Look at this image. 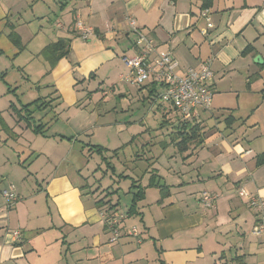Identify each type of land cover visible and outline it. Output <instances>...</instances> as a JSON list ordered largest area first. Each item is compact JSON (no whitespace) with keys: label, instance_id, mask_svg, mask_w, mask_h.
Here are the masks:
<instances>
[{"label":"crops","instance_id":"0c3cea01","mask_svg":"<svg viewBox=\"0 0 264 264\" xmlns=\"http://www.w3.org/2000/svg\"><path fill=\"white\" fill-rule=\"evenodd\" d=\"M205 1L0 0V64L18 75L12 90L2 73L0 98L15 96L19 79L21 85L28 84L20 94L31 97L36 87L29 86L34 73H28L27 67L39 59L47 65L39 75L48 92L37 98L41 109L30 107L36 123L48 121L43 134L26 127L13 111L36 99L19 108L0 100L4 101L0 104V192L12 187L17 195L8 208L0 193V264H264V209L258 214L239 195L244 190L264 201V163L256 161L264 153V0H210L205 8L210 28L200 17ZM127 17L160 50L173 55L177 73L197 69L208 60L213 72L211 107L196 117L202 145L190 146L183 154L168 146L148 160L142 177L111 166L105 156L112 152L114 158L124 152L137 136L148 144L149 128L141 121H107L100 114L106 108L89 107L105 103L104 98L113 102L135 93L120 81L128 73L122 59L135 54ZM45 20L51 25L47 30L51 38L37 51L28 52ZM78 25L93 34L83 40ZM12 31L20 39L21 50L8 38ZM59 39L68 41L69 52L51 67L41 52ZM256 56L261 63L254 62ZM91 82L109 91L89 90ZM136 90L154 103L162 86L149 81ZM161 103L156 102L162 118L159 135L169 142L181 118ZM6 112H12L14 125L7 122ZM229 115L236 121L226 127ZM124 133L131 138L122 143ZM100 134L101 142L97 141ZM91 146L106 152L86 153L85 147ZM20 151L27 153L24 160ZM96 154L109 164L101 177L104 187L96 169L92 183L84 174L91 161L101 170ZM152 170L157 181L169 188L161 203L158 188H146ZM126 180L131 181L127 188L131 198L133 182L146 188L145 197L137 203L135 215H126L131 201L121 213L125 216L122 234L111 244L105 218L112 206L118 211V199L115 204L112 199ZM152 189L156 192L148 199ZM204 191L215 197L210 209L199 201ZM100 200L103 204L97 205ZM258 224L263 232L254 236L251 232ZM132 227L138 238L128 235ZM15 231L19 239L13 236Z\"/></svg>","mask_w":264,"mask_h":264},{"label":"built area","instance_id":"2783aa9c","mask_svg":"<svg viewBox=\"0 0 264 264\" xmlns=\"http://www.w3.org/2000/svg\"><path fill=\"white\" fill-rule=\"evenodd\" d=\"M200 17L205 19L207 27L211 24L208 18V10L203 9ZM126 24L134 36V56L124 57L122 61L128 69V73L120 77L124 84L143 86L146 82L152 81L162 86V91L158 95L159 101L170 105L182 120H192L197 117L199 110L207 111L212 103L211 81L213 72L211 70V60L200 64L197 69H187L182 74L176 72L178 63L169 52L160 50L154 39L138 26L136 21L130 17L126 18ZM81 38L86 40L93 34L92 29L80 27ZM2 198L7 207L11 208L17 201V195L12 187L2 190ZM239 195L245 199L246 204L252 210L261 214L264 209V201L244 190L239 191ZM200 203L205 209L213 207L215 197L209 192H201ZM125 217L118 213H112L105 218L107 230L110 232L111 244L118 241L121 235V225ZM263 232V225L258 224L251 232L254 236H260ZM128 235L134 238L139 237V232L135 227L127 231ZM15 239L20 238L18 231L13 233ZM139 243V241H138Z\"/></svg>","mask_w":264,"mask_h":264},{"label":"rangeland","instance_id":"374dc122","mask_svg":"<svg viewBox=\"0 0 264 264\" xmlns=\"http://www.w3.org/2000/svg\"><path fill=\"white\" fill-rule=\"evenodd\" d=\"M51 17V16H50ZM41 25H44L43 28L40 30V33L38 34L37 38L35 39L34 43H32L30 45V49L28 50V52H33V51H37L39 49V47L41 46V43L47 42L50 38H51V33H47V30L49 31L51 28V25L49 24V22L47 20L45 21H41ZM38 30L40 29L39 26L36 27ZM43 41H42V39ZM47 68V65L45 63H43V61L41 59L39 60H35L33 63H31L27 69H28V73L30 72V74L32 75L34 73V76H32V81L29 82V86L31 87H36L34 89V94L31 97H24L23 95H21L20 93L22 92H26V89H28V84L24 83L23 85H21L20 81L21 79H19V81L17 82L18 85V89L17 91H19L15 96L13 94H9L7 97L3 96L2 99L0 98V100H5L7 101H11L12 104H14L17 108L20 107L21 104H25L28 103L34 99L40 98V97H45L48 92L45 91V85L47 84L46 82L41 81L40 75L42 74L45 69ZM2 73H5L4 77L2 78L3 80L5 79L6 83L10 86V89H14L15 88V83L14 80L16 79L17 72L15 70H13V68H7V66H2L0 64V76L2 75ZM39 75V76H38ZM0 79V81L2 80ZM3 86L5 87L6 83L3 82ZM5 84V85H4ZM39 85V88H37ZM1 86V85H0ZM130 87L129 89L133 90L135 93L127 96L124 100H121V98H117L115 101L112 102V100L108 97V98H104L105 103H100L101 105H94V103L90 104V110L96 108L97 110H101L103 108H106L107 111L106 113H100L102 116L105 117V120L107 121H114L117 120L120 123H134V122H143L145 123V126L147 128H149L148 131V144H144L143 145V141L142 139H140L139 136L136 137V139L132 142V143H128L124 146V152H122V150L120 151L121 153H119L117 156H115L114 158L111 156L113 153L110 152V154H108L107 156H105L106 160L105 162H109L111 166H115L116 168H123V169H127L129 170L134 176L137 175L138 177H142L144 175V172L146 171L148 165L147 162L148 160L153 157L155 154H157L158 152H161V146L160 143H162L165 138L161 135H159L160 132V123H161V112L158 111L159 105H161L162 103L157 100V98H155V102H151L148 99H146V97L143 99L142 95L140 94L139 91H137L136 89L138 88L135 85H129ZM87 87L89 88V90L92 89H97L99 87V85H97L96 83H87ZM100 90H104V91H109V88L107 89L106 86H100L99 87ZM138 93V95H137ZM146 96V94H144ZM95 97L94 100H96ZM42 101H44V99H41ZM46 101L48 100V98L45 99ZM85 97L83 96L81 101H84ZM4 101H0V104H2ZM156 102L159 104H156ZM161 104H160V103ZM87 102H85L86 104ZM2 106H0L1 108ZM8 107V106H7ZM112 109V110H111ZM10 114H12V112H9ZM8 112H6V115L4 116L6 117H10V114ZM50 118H52V116H50ZM10 120H7L8 123H12V119L11 117L9 118ZM48 122V121H43ZM13 124V123H12ZM14 125V124H13ZM24 125V124H23ZM51 128L54 127V125H50ZM138 127H134L131 129V131L134 133H136L135 131H137ZM50 130V129H49ZM20 131V128L17 127V132ZM28 134H31L30 131H28ZM101 135L100 134L97 137V141L101 142ZM124 135V136H123ZM123 135H121V140L122 143L124 142V139H126L125 141H128L130 138L129 136L124 133ZM141 143V144H140ZM81 148V146H79ZM77 148V147H76ZM174 148V147H173ZM83 149V147H82ZM78 150V149H77ZM86 153L87 152V148L85 147ZM176 150V148H175ZM142 152H144L145 154L142 155ZM21 153V151H20ZM124 153V155H123ZM20 158L22 160H24L27 156V153H21L20 154ZM94 160L97 161L99 160L98 165L101 163V170H97V167L95 166V162L91 161L89 163L88 166V170L85 171L84 168V174L87 177H90L89 182L92 183V174L95 173L94 169H96V173L95 176L98 179V181H100V183L102 182L101 177L104 175L105 170H107V165L104 163L103 160L100 159V157L96 154L94 157ZM163 164V163H162ZM109 166V164H108ZM119 171V170H118ZM120 173V172H119ZM111 175L110 171H107V176L109 177ZM108 180V178H106ZM105 179V180H106ZM104 185L105 183L102 182ZM101 183V184H102ZM131 181H121L119 187V191L118 194H114L113 199L114 204L116 203L117 199L119 202V206H118V211L117 213L120 215H124L121 213H124L126 211V207L130 204L131 201V192L130 194L127 193L128 191V187L130 185ZM102 184V186H103ZM117 186V185H115ZM104 187V186H103ZM156 189H152L150 191V193H148V199L151 198V194L152 192H156Z\"/></svg>","mask_w":264,"mask_h":264},{"label":"trees","instance_id":"16d2710c","mask_svg":"<svg viewBox=\"0 0 264 264\" xmlns=\"http://www.w3.org/2000/svg\"><path fill=\"white\" fill-rule=\"evenodd\" d=\"M208 2H210V0L205 1V4H203V9H205L207 7ZM8 38L14 44V46L17 49H19V50L22 49V44L20 42V39L15 32H13V31L10 32ZM68 52H69L68 41L64 40V39H59L58 41L51 43L48 46H46L42 50L41 56H43L45 58V60L50 63L51 67H53L55 65V63L58 60H60L61 58L65 57L68 54ZM32 106L35 107V109H36L35 111L42 108V105H40L39 99H36L30 104L21 106L20 109L14 108L13 111H14L15 115L19 118V121H22L25 123L26 127L30 128L36 134H43L47 130L48 124L42 123L41 120L38 123H36L34 121V119L32 118L33 112L30 111V107H32ZM10 107H12V106H10ZM201 111H203V110H201ZM196 121H197L196 118H194L192 120L180 119L178 121V124L175 126V128H173L174 130H172L171 133L169 134V142L163 141L160 144L161 150L165 151L168 146L172 145L176 148V151L178 154H183V153L188 151L190 146H194V148L201 146L203 143L202 132H201L202 128L200 127V124ZM224 121H225L226 127H231L235 123L236 120L232 116L229 115ZM163 124H162V126H163ZM133 139H132V141H133ZM87 152H88V154L97 153V154L101 155L102 153H105L106 150L101 148V147H98V146H91L88 148ZM115 152L116 151H114V153ZM103 160H105V159H103ZM256 161H257V165L264 163V153L259 155L257 157ZM111 170H113V169L111 168ZM157 180H158V176L156 175L154 170H152L151 175L148 179V184H147L146 188H152V187L158 188L159 194H160V199H159L158 203H161L163 199H165L169 196V188H168V186H166L164 184H160ZM146 188H144L140 185H136V182L132 183V189L135 191L132 192L131 204H130V206L127 210V213H126L127 217L133 216L137 213V203L144 199ZM96 204L97 205L103 204V200L98 201ZM114 207L115 206H112V208H110L111 213L108 214L107 217H109V215H111L112 213L113 214L117 213V211L113 210ZM120 231L122 234V227H121ZM120 237H121V235H120ZM138 241L139 240H137V243H138ZM139 243H140V241H139Z\"/></svg>","mask_w":264,"mask_h":264},{"label":"water","instance_id":"95a60500","mask_svg":"<svg viewBox=\"0 0 264 264\" xmlns=\"http://www.w3.org/2000/svg\"><path fill=\"white\" fill-rule=\"evenodd\" d=\"M254 62H256V63H261V61H260V57H259V56H256V57L254 58Z\"/></svg>","mask_w":264,"mask_h":264}]
</instances>
